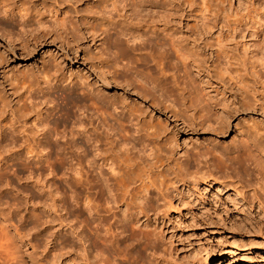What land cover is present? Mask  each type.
Wrapping results in <instances>:
<instances>
[{"label": "bare ground", "instance_id": "1", "mask_svg": "<svg viewBox=\"0 0 264 264\" xmlns=\"http://www.w3.org/2000/svg\"><path fill=\"white\" fill-rule=\"evenodd\" d=\"M77 1L55 0L52 13L42 14L33 24L48 27L59 22L69 27L76 17L61 6L65 2L69 7ZM93 2L100 8L99 16L77 18L99 20L103 26L100 43L112 62V70H106V74L136 84L151 100L172 109L182 124L186 123L189 117L182 110L193 104V98L184 96V85L179 88L178 78H183L179 71L196 61L197 52L185 51L184 45L190 43L189 35L181 29L168 32L164 27V19L172 9L170 4L166 0ZM197 2L201 10L212 3L211 23L219 37L215 38L216 43L229 41L227 51L219 55L225 58L231 89L238 92L241 101L256 97L254 92L264 88V38L261 40V36L264 37V0ZM5 14L1 13L2 19L14 21L18 29L14 35L21 36L23 14L18 13L10 19ZM114 16L123 24L113 27ZM195 18L198 20V15ZM33 24L27 27L32 28ZM157 27H162L164 32H159ZM118 41L124 42V47L110 53V48ZM146 49L158 73L165 69L163 67L174 71L171 84L165 82L167 78L162 72L158 76L150 67H139L144 64L137 62L140 58L134 57L135 51ZM185 74L188 75L187 71ZM41 82L37 90L29 85L21 87L25 91L22 102H35L38 93L39 99L46 104L44 109L32 111L29 121L35 128V132L30 128L33 134H27L29 130L26 129L20 130L23 125L13 126L11 121L15 117L13 120L10 117L8 123L0 120V185L17 195L0 198V264L15 263L20 250L14 244L17 239L32 249L37 264L42 260L68 264H174L171 254L161 247V237L171 214L177 215L184 203L187 211L191 210L187 197L195 187L197 176L188 172V159H181L177 166L170 165L165 144L161 145L164 140L159 138L160 131L155 125L143 122L144 119L141 121L135 107L118 104L85 84L78 87L79 102H85L76 103L74 114L63 112V116L58 113L60 104L50 93L54 84L44 75ZM203 109L198 124L221 130L223 125L211 118L205 106ZM1 110L0 116L3 115ZM20 131L26 133L18 135ZM14 145L23 151L21 157L18 155L23 161L20 168L8 164L19 152H12ZM239 152L219 151L216 163H209L219 174L215 170L206 173L208 169L203 171L198 167V173H206L202 184L214 182L216 187H226L229 179L236 180L240 189L251 185L253 180L264 184V171L258 157L251 151ZM9 172L11 176L20 172L34 193L13 185L7 176ZM56 175L60 178L57 182ZM233 191L238 195L236 187ZM258 204L256 206H260ZM21 205L29 206L33 212L22 213ZM198 255L196 264L216 263L208 255ZM228 260L224 255L218 264H230Z\"/></svg>", "mask_w": 264, "mask_h": 264}, {"label": "rangeland", "instance_id": "2", "mask_svg": "<svg viewBox=\"0 0 264 264\" xmlns=\"http://www.w3.org/2000/svg\"><path fill=\"white\" fill-rule=\"evenodd\" d=\"M166 1L172 9L164 19L166 22L164 27L168 29V32L172 29H181L183 33L189 35L190 43L184 45L185 51L197 52L196 61L188 63L179 71L183 74V78H178L179 88L184 85V96L193 98V104L189 108L181 107L185 108L182 113L189 117L186 123L182 124L172 109L151 100L147 94L135 86L136 84L133 85L129 80L124 81L125 79L119 76L110 78L106 74V70H112V62L106 57L108 51L100 43L103 26L99 20L77 18L99 16L100 8L93 0H78L69 7L65 2L62 4L61 8L67 10L69 15L76 17L69 27L59 22L48 27L33 24V20L42 14L52 13L55 0H0V12H5L7 19L22 13L24 22L23 28L19 31L22 32L21 36L16 37L14 32H18L17 24L12 20L2 19L0 13V27L9 29L8 32L0 28V105L4 106L1 107L2 110L0 109L3 114L0 120H4L3 122L1 120L2 123H6L5 120H7L8 123L10 117L12 120L15 117V121H11L13 126L17 128L23 125L20 130H29L27 131L29 135L33 134L32 131L35 132V128L31 127L32 122L29 121L32 118V111L40 107L44 109L46 104L39 99L38 93L35 94L37 95L34 100L36 103H30L28 100L27 104L26 100L22 102L25 99V91L21 87L29 85L37 90L42 85V75L54 84L50 93L60 104L59 114L72 115L76 112L77 104L85 102V100L79 102L80 97H78V87L85 84H89L95 91L115 100L118 104H124L132 109L135 107L134 111L139 113L136 112L141 121L144 119L143 122L155 125L160 131L159 138L161 136L165 142L161 145L165 144L170 165L177 166L181 159L187 158L188 172L192 171L197 176H195L197 179L195 178V187L191 189V195L186 196L191 210L187 211L184 203L177 215L171 214L168 217L162 233L161 247L171 254L174 264H196L198 254L208 255L212 262H216L215 264H218L224 255L226 259L229 258L230 264H264V184L253 180L251 185L240 189L236 180L226 178V187H216L214 182H210L209 185L202 184L206 173H212L214 170L217 172V169H213L214 167L210 164L216 163L219 151L225 153L237 150L251 151L258 157L260 168L264 171V88H258L254 92L256 97L243 101L240 100L238 92L231 89L225 58L219 55L221 51H227L229 41L223 40L219 44L216 43L215 38L219 37L216 36L217 31L211 23L214 12L212 3H209L205 10H201L197 5L198 0L196 2ZM197 15L198 20L195 18ZM113 20L115 21L112 24L113 27L123 24L122 20L116 16ZM27 24H33L32 31ZM157 30L164 32L162 27H157ZM262 38L264 37L261 36V40ZM123 47L124 42L118 41L116 46L110 48V53L118 52ZM135 53L134 57L140 58L137 62L144 64L139 66L140 68L150 67L154 74L158 76L163 74V77L167 78L165 82L172 83L174 71L163 67L164 73L162 70L158 73L153 67L148 49L135 51ZM185 71L188 73L187 76ZM31 105L34 106L33 109ZM204 106L211 114V118L223 125L221 130L198 124L197 120L204 113ZM30 128L33 130L31 131ZM20 132L18 135L26 133ZM18 135L16 134L17 143L20 142ZM20 149L14 145L12 152L20 153L22 151ZM22 152L16 153L8 164L22 167L23 161L19 158ZM205 152H209V155ZM199 154L204 155L200 157ZM198 167L208 171L200 174ZM10 174L12 173H7V176L11 178L13 185H20L24 190L34 193L31 184L23 180L20 172L12 176ZM1 176L0 173V178ZM57 176L56 182L60 179ZM198 176L204 178L198 180L200 178ZM235 187L239 192L238 195L233 191ZM202 194L204 196L200 198ZM14 196L17 197L14 191L0 185V198ZM256 203L260 206H256ZM19 209L22 213L28 214L32 211L27 205H21ZM0 223H2L1 219ZM19 241L17 239L14 243L18 246L16 249H20L19 252L17 251L19 260L16 258L15 263L19 261L16 264H37L38 262L35 261L37 258L31 253L32 249ZM42 261L39 263L68 264L64 261H56V263Z\"/></svg>", "mask_w": 264, "mask_h": 264}]
</instances>
